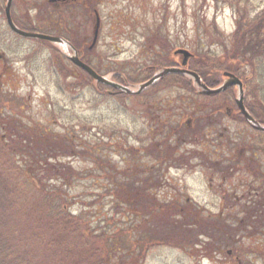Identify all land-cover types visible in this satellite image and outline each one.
<instances>
[{
	"label": "trees",
	"instance_id": "obj_1",
	"mask_svg": "<svg viewBox=\"0 0 264 264\" xmlns=\"http://www.w3.org/2000/svg\"><path fill=\"white\" fill-rule=\"evenodd\" d=\"M2 1L4 4L6 0H0V8ZM199 1L203 3L207 0ZM226 1L234 9L235 29L226 40L217 42L222 46V54L218 55L219 58L212 59L214 53L210 48L206 49L203 58L190 57L189 69L197 72L203 82L210 87L220 83L221 79L218 76H222L225 71L238 76L243 83L246 107L252 112L253 118L264 125V6H261L264 0ZM26 3L21 20L15 17L11 9L12 19L19 28L48 35H60L76 48L81 61L101 74V61L92 60L94 58L91 54L95 44L92 48L91 42L86 48L77 45L60 33L58 27L55 28L59 24L53 17L58 14L62 16V13L57 9L54 11L53 8L67 2H49L48 12L46 9L41 12L42 17L48 14L49 18L48 21L42 20L43 26L34 24L33 20L32 11L37 9V0H29ZM208 26L215 27V24L211 23ZM12 34L18 36L13 32ZM32 40L50 44L47 40L34 38ZM225 42L229 44L224 45ZM50 46L54 52L52 59H57L58 65L62 62L66 64V72L60 70L66 80L68 78L72 82L82 83L88 81L87 84L94 85L98 94L130 96L120 91L119 94H109L108 91L113 89L95 83L86 72L71 64L56 47L52 44ZM156 47L154 44L152 49ZM84 50L86 54H90L89 58L83 56ZM168 64L170 63H156V66L160 68ZM9 68L11 69L7 65L3 71ZM150 75L151 71L143 68L136 72L134 78L121 72L114 74L113 77L119 83H137L146 80ZM161 84H166L172 89L173 86L184 85L185 90H195L191 79L172 73L156 83V86ZM251 86L256 90L255 94L258 96L256 101L247 99L249 93L246 94L251 90ZM0 89V128L6 133L0 134V264H111L113 258L117 259L119 264H143L147 252L158 246L174 247L183 251L188 248L189 255L197 256L195 246L201 238L219 233L213 231L215 227L211 224L201 223L196 226L190 222L197 218L209 221L214 218L210 213L200 210L181 211L174 206L173 203L176 201H160L156 195L154 196V191L159 189L162 178H151L142 173L150 169L147 157H157L158 163L163 165L164 160H171L172 152L165 146L162 154H168V158H160L161 153L149 140L151 131L145 125L141 136L138 135L142 138H135L140 141L138 146L116 144L114 153L121 152L123 160L126 156L132 158L124 170L120 168L121 171L114 174L110 171L103 172L104 177H100L104 186L102 190L112 197L115 206L112 211L110 208L109 215L99 212L100 217L108 215L101 221L106 224L95 226L91 230L87 227L91 231L87 234V229L82 226V218L68 211L62 201L66 197L63 186H67L70 180L73 182L81 175L70 164L64 165L65 162L59 159L69 156L75 147V138L73 140L68 133L62 135L36 123L25 122L24 102L15 106L10 104L9 92L2 87ZM226 91L232 92L234 96V88ZM225 95L221 94L216 98L228 100ZM255 144L253 139L250 140L251 154H262L263 134L262 139L257 141L256 146ZM81 145L85 148V152L82 153H86V144ZM87 157L91 159V156ZM57 182L59 185L55 184ZM257 186L260 199L249 201L253 204L237 210L234 218L250 221L248 233L262 236L264 183ZM91 205L92 203H88L86 207L89 208ZM203 250L204 256L211 254L209 242L205 243ZM117 255L120 257L117 258Z\"/></svg>",
	"mask_w": 264,
	"mask_h": 264
},
{
	"label": "rangeland",
	"instance_id": "obj_2",
	"mask_svg": "<svg viewBox=\"0 0 264 264\" xmlns=\"http://www.w3.org/2000/svg\"><path fill=\"white\" fill-rule=\"evenodd\" d=\"M28 1H12L11 9L16 18L22 19ZM37 2V9L32 11L33 20L34 24L43 26L42 20L48 21L49 18L48 14L42 17L41 12L44 9L48 12L50 6L48 0ZM5 3L2 1L0 8V54L4 60H0V87L9 92L10 104L15 106L24 102L25 122L36 123L62 135L68 133L73 140L75 138V147L69 156L59 159L65 162L64 165L70 164L81 175L63 186L66 197L62 201L68 211L82 218L85 229L102 226L106 222L101 221L108 217L115 202L102 190L104 186L100 177H104L103 172L114 174L130 164L131 156L123 160L121 152L114 153L113 150L119 143L139 144L135 138H142L140 133L147 125L145 114L142 113L146 111V104L140 105L137 110V101L131 95H102L98 94L94 85L87 84L88 81L66 80L64 73L60 72L62 69L66 72V64L62 62L58 65L57 59H52L54 52L51 42L47 45L37 40L20 38L10 32L3 15ZM53 9L63 16L58 14L53 17L59 24H55V28L85 48L93 39L92 30L96 22L94 11L97 12L99 30L91 54L92 60L99 59L101 74L110 75L111 78L120 72L134 78L136 72L143 68L154 73L158 68L156 63L178 61L174 50L179 47L187 48L194 54L193 58H203L206 49L210 48L214 53L212 59L219 58L223 50L217 42L226 40L235 29L234 9L226 0H207L203 3L199 0H71ZM211 23L215 27L208 26ZM154 44L157 47L152 49ZM227 44L225 42L224 45ZM52 45L61 54L64 53L61 46ZM85 52H82L83 56L89 58L90 54ZM2 63L11 67L4 76ZM218 78L223 80V76ZM171 90L166 97L172 99L177 95L174 94L175 88ZM255 91L254 86H251L246 94L249 93L248 100L256 101L258 96ZM234 93H237L236 88ZM245 127L232 125L236 137V129L247 131ZM2 133L5 131L0 128ZM245 138L242 135L238 142H249ZM258 140L255 137L256 144ZM83 143L86 144V153H82L85 152L81 145ZM261 155L264 156V152ZM87 156H91V159ZM205 182V178L195 175L171 179L166 189L161 190L164 192L161 193L164 196L161 199L172 200L176 193L180 199L189 196L203 204L210 195ZM55 184L59 185L58 182ZM88 203H92L89 208L86 207ZM99 212L108 215L100 217ZM89 229L87 234L91 233ZM187 249L183 251L168 246L152 248L147 252L143 264H217L215 258L189 255ZM259 263L260 259L247 257L242 264ZM111 264L119 262L113 258Z\"/></svg>",
	"mask_w": 264,
	"mask_h": 264
},
{
	"label": "flooded vegetation",
	"instance_id": "obj_3",
	"mask_svg": "<svg viewBox=\"0 0 264 264\" xmlns=\"http://www.w3.org/2000/svg\"><path fill=\"white\" fill-rule=\"evenodd\" d=\"M2 58L3 55L0 54V60L4 61ZM178 65V61H174L160 68L177 67ZM5 66L2 63L1 67ZM189 67L188 65L187 68ZM154 73H151L146 80ZM172 74L189 79V76L183 73ZM165 76L140 93L132 94L137 101V110L140 105L146 104V107L144 106L146 111L142 113L145 114L146 126L151 131L149 140L160 151V158H168V154H162L165 146L172 152L171 160H164L163 165L158 163L157 157H147L150 169L142 173L151 178H162L159 189L154 191V196L164 201L161 199L164 197L161 194L164 192L161 190L166 189L171 179L194 175L205 178L210 195L203 204L189 196H183V199L181 195L182 200L176 193L172 198L176 201L173 203L174 206L180 208L181 211L200 210L214 217L209 221L198 218L190 221L196 226L201 223L211 224L215 227L213 231L219 232L209 236L210 238H201L195 246L197 256L215 258L217 264H231L232 262L242 264L247 257H255L260 259L259 264H264V235L249 234L250 221L234 218L237 210L250 206V203L253 204L249 201L255 198L260 199L257 185L264 183V170L257 169H264V156L251 154L249 142L255 137L262 139L264 132L254 129L248 123L236 105V94L234 93L233 96L232 92L226 91L230 88L237 90L236 86H230L220 93L209 96L198 89L185 90L184 85H176L173 88L176 89L174 94L177 96L171 99L169 96L166 97L167 92L172 91L170 86L166 84L156 86V83H159ZM113 80L118 82L114 77ZM108 93L119 94V91L113 89ZM221 94H226L228 100L216 98ZM243 103L244 108L252 115L245 105V98ZM219 104L220 107H218ZM235 124L246 126L247 131L236 129L238 134L236 137L235 129H232V125ZM241 134L246 136L245 139L249 142H237ZM206 242H209L211 249L209 256H204L203 252Z\"/></svg>",
	"mask_w": 264,
	"mask_h": 264
},
{
	"label": "water",
	"instance_id": "obj_4",
	"mask_svg": "<svg viewBox=\"0 0 264 264\" xmlns=\"http://www.w3.org/2000/svg\"><path fill=\"white\" fill-rule=\"evenodd\" d=\"M13 0H6V3L4 5V14L6 25L9 27V29L15 33L16 35H19L24 38H34V39H42L47 40L51 42L52 44H56L58 46H61V48L64 51V55L66 58L75 66L86 72L96 83L107 85L109 87L115 88L121 93H127V94H135L140 93L144 89L150 87L153 85L156 80L158 81L159 78L163 77L164 75H168L170 73H183L186 74L187 77L189 76L190 79L193 81V85L196 89H198L201 93L212 95L220 93L230 86H236L237 87V96L235 97V102L240 110V112L243 114L244 118L248 121V123L256 130L264 132V126L260 123H258L254 118H252V115L247 111L246 108H244V87L241 79L236 76L235 74L231 72H223L224 80L220 83V85H217L216 87H209L207 86L201 79V77L194 71L189 70L188 62L190 57L193 56V54L187 50V48H178L174 51V54L177 56L179 65L176 67H165L162 69H158L151 78L148 80L139 83V84H120L115 81H113L110 77V75L104 76L96 73V71L89 66L88 64L84 63V61H81L79 58L78 52L74 46L71 45L68 41H66L64 38L59 36H53L48 34H43L40 32H33V31H27L24 29L19 28L13 21L12 15H11V6H12ZM68 0H49L48 2L56 3V2H67ZM96 22L94 26L93 31V39L90 44V48L94 46L97 41L98 37V30H99V17L96 15ZM65 46V48L63 47ZM71 50V53L69 51Z\"/></svg>",
	"mask_w": 264,
	"mask_h": 264
},
{
	"label": "bare ground",
	"instance_id": "obj_5",
	"mask_svg": "<svg viewBox=\"0 0 264 264\" xmlns=\"http://www.w3.org/2000/svg\"><path fill=\"white\" fill-rule=\"evenodd\" d=\"M65 48V46H63Z\"/></svg>",
	"mask_w": 264,
	"mask_h": 264
}]
</instances>
